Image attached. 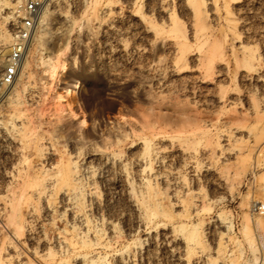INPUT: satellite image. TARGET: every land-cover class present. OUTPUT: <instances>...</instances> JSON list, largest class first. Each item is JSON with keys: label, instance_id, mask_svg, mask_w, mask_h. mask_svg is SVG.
Instances as JSON below:
<instances>
[{"label": "rangeland", "instance_id": "rangeland-1", "mask_svg": "<svg viewBox=\"0 0 264 264\" xmlns=\"http://www.w3.org/2000/svg\"><path fill=\"white\" fill-rule=\"evenodd\" d=\"M259 205L264 0H43L0 86V264H264Z\"/></svg>", "mask_w": 264, "mask_h": 264}, {"label": "built area", "instance_id": "built-area-1", "mask_svg": "<svg viewBox=\"0 0 264 264\" xmlns=\"http://www.w3.org/2000/svg\"><path fill=\"white\" fill-rule=\"evenodd\" d=\"M43 0H24L13 12L11 41L5 52H0V86L12 84L21 67L28 42L36 27ZM257 209L264 211V206Z\"/></svg>", "mask_w": 264, "mask_h": 264}, {"label": "bare ground", "instance_id": "bare-ground-1", "mask_svg": "<svg viewBox=\"0 0 264 264\" xmlns=\"http://www.w3.org/2000/svg\"><path fill=\"white\" fill-rule=\"evenodd\" d=\"M0 5H1V3H0ZM46 12V11H45ZM42 20H44V15H43V18L41 19V21ZM2 35H3V33H2ZM7 37H8V33L6 34V35H3V37H2V42H4V41H8L7 40ZM1 40V39H0ZM4 40V41H3ZM51 57V56H50ZM48 58L47 60H48V68H49V70H50V75H53L54 73H55V71H56V69L57 68H60V69H65L66 68V60L64 59V57H63V59H62V57L60 56V55H58L57 57H56V60L55 61H50L51 60V58ZM24 63V62H23ZM19 73V72H18ZM48 74V75H49ZM49 75V76H50ZM52 77V76H51ZM76 85V84H75ZM74 85V86H75ZM65 91H66V94H68L69 93V91L71 92V90H68V88L67 89H65ZM71 94V93H70ZM61 96V95H60ZM63 96H65V95H63ZM59 98H61V97H59ZM65 98V97H64ZM65 101L66 100H68V99H64Z\"/></svg>", "mask_w": 264, "mask_h": 264}]
</instances>
